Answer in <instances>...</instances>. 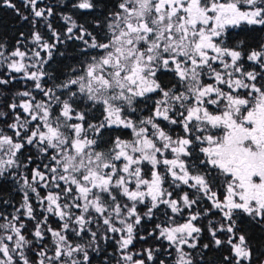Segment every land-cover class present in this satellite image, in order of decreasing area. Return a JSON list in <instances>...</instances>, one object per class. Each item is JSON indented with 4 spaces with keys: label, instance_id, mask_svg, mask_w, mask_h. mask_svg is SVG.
<instances>
[{
    "label": "snow or ice",
    "instance_id": "1",
    "mask_svg": "<svg viewBox=\"0 0 264 264\" xmlns=\"http://www.w3.org/2000/svg\"><path fill=\"white\" fill-rule=\"evenodd\" d=\"M0 264H264V0H0Z\"/></svg>",
    "mask_w": 264,
    "mask_h": 264
},
{
    "label": "trees",
    "instance_id": "2",
    "mask_svg": "<svg viewBox=\"0 0 264 264\" xmlns=\"http://www.w3.org/2000/svg\"><path fill=\"white\" fill-rule=\"evenodd\" d=\"M16 2L19 4V0H16ZM17 21L18 17L11 10H0V31H7L9 35H12L17 30H26L21 29Z\"/></svg>",
    "mask_w": 264,
    "mask_h": 264
}]
</instances>
